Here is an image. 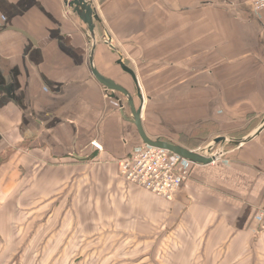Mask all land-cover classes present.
<instances>
[{
	"label": "crops",
	"instance_id": "1",
	"mask_svg": "<svg viewBox=\"0 0 264 264\" xmlns=\"http://www.w3.org/2000/svg\"><path fill=\"white\" fill-rule=\"evenodd\" d=\"M64 1L0 0V264H264V130L227 157L191 165L170 200L124 180L117 161L142 141L129 107L93 77L85 24ZM91 1L116 50L96 42L93 65L141 106L149 138L264 112V9Z\"/></svg>",
	"mask_w": 264,
	"mask_h": 264
},
{
	"label": "water",
	"instance_id": "2",
	"mask_svg": "<svg viewBox=\"0 0 264 264\" xmlns=\"http://www.w3.org/2000/svg\"><path fill=\"white\" fill-rule=\"evenodd\" d=\"M65 4L71 8L72 12L76 14V16L86 25L87 35L90 37V50H89V64L91 68V73L93 77L97 80L99 84H101L106 91H109L108 95L110 98L118 101L119 105L122 106V102L119 98L118 94H122L126 97L127 105L131 112L130 120L136 126L137 132L140 136V139L143 144L158 147L161 149H165L173 154L178 155L179 157L192 162L193 164H207L213 161H217L221 159V157L225 154L223 151V145H231L234 146L233 149L240 148L244 144L250 142L254 138H256L263 130H264V115L257 125V127L247 134L244 137L240 138H232L229 136H217L212 139V142L206 147L207 152H210L212 148L219 145L217 150L211 155L207 156L202 153L201 150H191L185 148L179 144L165 141L160 138H149L141 125L140 121V111L141 106L135 107L132 95L120 84H117L111 78H107L99 73V71L93 65V50L96 44L95 37V27L96 22H100V18L95 12L91 0H65ZM113 52H116L114 48H112ZM116 64L120 66V68L132 78L135 85H137L135 74L131 68H129L122 60L121 56L118 55L116 59ZM140 97V95L138 94Z\"/></svg>",
	"mask_w": 264,
	"mask_h": 264
},
{
	"label": "built area",
	"instance_id": "3",
	"mask_svg": "<svg viewBox=\"0 0 264 264\" xmlns=\"http://www.w3.org/2000/svg\"><path fill=\"white\" fill-rule=\"evenodd\" d=\"M254 11L264 9V0H248ZM105 40L113 48L111 38ZM90 145L98 151L100 144L91 141ZM121 177L153 194L170 200L189 177L192 162L179 157L165 149L142 143L127 156L118 161ZM257 232H264V208L256 215Z\"/></svg>",
	"mask_w": 264,
	"mask_h": 264
},
{
	"label": "rangeland",
	"instance_id": "4",
	"mask_svg": "<svg viewBox=\"0 0 264 264\" xmlns=\"http://www.w3.org/2000/svg\"><path fill=\"white\" fill-rule=\"evenodd\" d=\"M80 24L82 25V23ZM84 26L86 28V25ZM96 26H97L95 27L96 42L98 43L104 42L105 44L108 45V43H106L105 40L108 39L107 38L108 36L111 38L110 33H108L109 31L104 28L103 23L96 22ZM86 39H87V42L91 41L89 36ZM187 78H189L188 75H185L180 81L169 82L167 83V88L171 90V88H173L175 85L177 86L178 84H181V83L183 84L187 82L188 80ZM118 95L121 98V101L123 102V104L127 105L126 97H124L122 94H118ZM187 105H188V102H187ZM174 107L175 106L173 105L172 102L167 101L165 104L167 114L173 112L172 110L174 109ZM263 115H264V112L246 113L245 115H242V117L240 115V118H238L237 120L231 119L230 124H221V121L216 120V119L198 120V122L196 123L192 120V121H189L188 124H176V126L177 125L181 126V127H176V128L177 129L180 128L179 130H181L185 128L184 126H187V125L189 126L190 124H198L199 127H197V129L194 128L192 129V131H189V133L179 132L177 134L170 135L167 137L159 136V138L165 141H170V142L179 144L191 150H201L204 155L211 156L217 150L219 146L217 144V146L212 148L210 152H207L206 147L212 142L213 136L223 135V136H229L232 138L244 137L250 132H252L257 127ZM230 117L232 118L233 116H230ZM167 125L171 127L172 125L175 126V124H167ZM232 148H234V146L224 144L223 151L225 152V154L221 157V159L224 157H227L229 150ZM25 216L27 217L28 213H26ZM28 260L30 259L25 258V257H20V258L17 257L15 259V264H26ZM41 264H81V258L77 259V258H72V257H66V258H63V257L45 258L43 257Z\"/></svg>",
	"mask_w": 264,
	"mask_h": 264
}]
</instances>
